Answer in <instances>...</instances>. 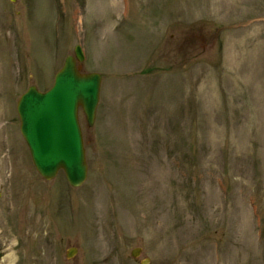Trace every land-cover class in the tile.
I'll list each match as a JSON object with an SVG mask.
<instances>
[{
  "label": "rangeland",
  "instance_id": "374dc122",
  "mask_svg": "<svg viewBox=\"0 0 264 264\" xmlns=\"http://www.w3.org/2000/svg\"><path fill=\"white\" fill-rule=\"evenodd\" d=\"M78 43L103 79L71 187L16 104ZM0 119V264H264V0H0Z\"/></svg>",
  "mask_w": 264,
  "mask_h": 264
},
{
  "label": "water",
  "instance_id": "95a60500",
  "mask_svg": "<svg viewBox=\"0 0 264 264\" xmlns=\"http://www.w3.org/2000/svg\"><path fill=\"white\" fill-rule=\"evenodd\" d=\"M77 57L81 59L82 54L77 52ZM100 82L98 73H80L75 60L68 57L51 91L46 94L30 91L21 99L22 132L35 165L46 178L54 177L64 167L72 184L79 185L85 179L87 164L77 108L83 106L92 124ZM138 252L136 249L133 254Z\"/></svg>",
  "mask_w": 264,
  "mask_h": 264
}]
</instances>
